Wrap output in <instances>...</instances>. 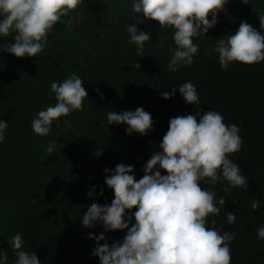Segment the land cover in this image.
Listing matches in <instances>:
<instances>
[{"label":"trees","instance_id":"obj_1","mask_svg":"<svg viewBox=\"0 0 264 264\" xmlns=\"http://www.w3.org/2000/svg\"><path fill=\"white\" fill-rule=\"evenodd\" d=\"M70 16L72 25L57 23L36 57L17 58L0 49V119L8 122L0 143V251L8 255L7 264L16 259L7 243L16 233L23 235L25 250L35 251L42 264H100L92 255L96 245L89 234L99 235L103 225L85 228L81 217L92 203L110 206L114 199L113 190L104 183V170L123 163L133 167L139 180L151 153L159 150L169 120L198 110L217 111L225 124L240 128L241 150L229 158L248 178L246 191L235 187L226 193L227 185L219 182L214 187L202 185L211 187L216 199L225 200L219 215L210 219L221 232L235 233L231 264H264V240L256 235L264 224V62H233L222 70L214 51L217 40L235 34L241 22L264 32L259 21L264 0H248V4L228 0L216 25L206 36L194 38L199 46L194 63L175 72L167 67L169 48L175 47L171 29L146 20L136 26L150 33L151 40L139 54L128 43L126 29L137 23L138 16L131 0H84ZM11 40V36L0 38V44ZM70 74L82 79L88 93L83 110L54 122L48 136L34 134L31 120L55 104L51 83ZM188 81L195 85L200 105L187 104L178 88L173 98H162L163 92L170 94L172 87ZM137 107L153 119V129L146 135L126 134L125 124L108 126V111ZM53 140L56 151L49 154L46 149ZM161 174L166 173L161 170ZM94 186L89 197L87 192ZM254 199L260 203L252 211ZM226 212H236L231 225ZM126 231L107 232L105 239L109 245L122 242Z\"/></svg>","mask_w":264,"mask_h":264},{"label":"clouds","instance_id":"obj_2","mask_svg":"<svg viewBox=\"0 0 264 264\" xmlns=\"http://www.w3.org/2000/svg\"><path fill=\"white\" fill-rule=\"evenodd\" d=\"M83 3L84 0H0V38L12 37L11 42L0 44V49L17 58L36 57L44 51L54 26L72 25L70 13ZM227 3L228 0H131L132 10L138 16L137 23L126 29L128 43L134 44L139 54L151 36L136 25L156 21L159 28L171 29L173 33L175 47L169 48V71L189 67L199 51L194 38L206 36ZM241 3L248 4V0ZM64 17H68L67 21ZM259 21L264 28V16H259ZM214 51L222 70L233 62L259 64L264 62V32L241 22L235 34L217 40ZM83 84L76 74L51 83L55 104L40 110L31 120L34 134L48 136L54 122L59 124L62 117L83 110L88 98ZM177 88L187 104L200 105L196 87L190 81L172 87L170 94L163 92L162 98H173ZM107 123L127 125L128 135H146L153 129V119L142 107L121 113L110 110ZM7 129L8 122L0 119V143ZM239 133L237 125L225 124L222 114L214 110L179 115L169 120L159 150L151 153L143 167L142 178L136 180L133 167L123 163L114 170L105 169L104 183L113 190L114 199L110 206L92 203L81 217L85 228L103 225L99 235L89 234L96 245L92 255L99 258L100 264H231L230 245L235 233L221 232L215 227V220L210 219L225 206L224 198L216 199L211 187L219 182L227 185L226 193L235 187L247 190L248 178L229 158L241 150L243 141ZM46 151H56L55 140L49 142ZM95 154L99 156L100 151ZM161 170L166 174L162 175ZM94 192L95 186L87 195L92 197ZM99 194L103 195L102 189ZM259 203L253 200L252 211L259 208ZM133 208L135 212L129 214ZM133 218L135 223H131ZM235 220L236 212H226L229 225ZM116 230H127L126 235L122 242L109 245L105 233ZM256 235L264 240V224L257 228ZM7 243L16 257L14 264H42L35 251L25 250L22 234L16 233ZM7 261L8 255L0 251V264Z\"/></svg>","mask_w":264,"mask_h":264}]
</instances>
